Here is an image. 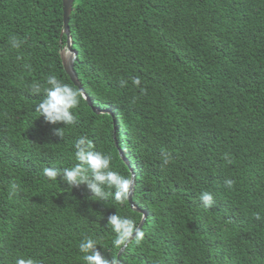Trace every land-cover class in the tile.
<instances>
[{"label":"trees","instance_id":"16d2710c","mask_svg":"<svg viewBox=\"0 0 264 264\" xmlns=\"http://www.w3.org/2000/svg\"><path fill=\"white\" fill-rule=\"evenodd\" d=\"M63 9L0 0V264H84L85 237L118 264H264V0H76L75 71L111 114L82 97L61 138L53 129L64 125L35 107L50 75L79 91L61 59ZM81 136L137 176L134 203L148 217L121 258L107 218L139 227L143 213L43 175L76 163Z\"/></svg>","mask_w":264,"mask_h":264},{"label":"clouds","instance_id":"9594fccd","mask_svg":"<svg viewBox=\"0 0 264 264\" xmlns=\"http://www.w3.org/2000/svg\"><path fill=\"white\" fill-rule=\"evenodd\" d=\"M13 47H19V42L12 37ZM63 56L67 60H72L75 53L70 47H65ZM125 82H121L123 86ZM133 83L140 84L139 78H135ZM34 93L41 92V85L34 84ZM44 98L36 105L35 111L39 117H43L45 123L51 125L63 124L64 127L54 128L53 133L63 138V129L66 126L77 122L73 109L77 108L83 97V91L77 90L70 84L63 83L55 75L46 78V86L43 88ZM74 158L76 163L71 167L57 169L46 167L43 175L49 180H62L71 189L86 185L91 193V199L95 201H106L110 197L118 203L127 202L133 196L135 178L124 176L112 167V157L94 149L93 142L87 136H81L74 145ZM163 162H169L168 154H164ZM225 184L231 186L233 181L226 179ZM205 207H210L213 203V196L208 192H202L199 197ZM108 227L115 234L112 241L113 246H126L130 241L135 240L137 244L143 239V231L136 226L133 219L121 216L117 212L108 216ZM98 241L92 237H85L78 244L79 252L82 254L84 264H118L115 257L108 260L98 248ZM15 264H41L33 258H18Z\"/></svg>","mask_w":264,"mask_h":264},{"label":"water","instance_id":"95a60500","mask_svg":"<svg viewBox=\"0 0 264 264\" xmlns=\"http://www.w3.org/2000/svg\"><path fill=\"white\" fill-rule=\"evenodd\" d=\"M62 1H63V8H64L63 9V12H64V16H63L64 17V31H63V35L67 36V47H70L71 51H73L75 53V57L72 60H67V59L64 58V56L62 54L64 49L61 51V59H62V62H63L64 69H65L66 73L68 74V76L70 77L71 81L74 83V85L76 87H78L79 90L83 91V97L87 100L88 104L91 107H93L94 111L97 114H104V113H110L111 114V111H104V110H101V109L96 108L94 106L93 101L86 94V92H85V90L83 88V85L80 82L79 77H78V75H77V73L75 71V63H76L77 58H78V52L73 47V38L71 36V30H70V17H71V14H72V11H73V7H74V3H75L76 0H62ZM116 143H117V147L119 148L121 157L123 158V160H125V162L128 164V166H130L129 161L127 160L124 152L122 151V149H121V147L119 145V141H118V138H117V131H116ZM131 171L133 173L132 177L135 178V186H136L137 176H136V174H135L133 169ZM135 186H134V189H133V196L128 201H129V203H130V205H131L133 210H135L137 212H140V213H143V215H144L142 223L139 226V228L142 230L143 227H144V224H145V222L147 220L148 215H147V213H145L142 210H140L136 206V204L134 203ZM132 241H130L126 246H124L122 248V250L119 253V258H121V256L126 251V249L128 248V246L130 245V243Z\"/></svg>","mask_w":264,"mask_h":264}]
</instances>
